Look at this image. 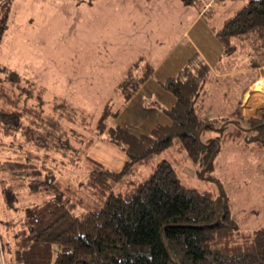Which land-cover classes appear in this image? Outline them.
<instances>
[{
    "label": "trees",
    "instance_id": "1",
    "mask_svg": "<svg viewBox=\"0 0 264 264\" xmlns=\"http://www.w3.org/2000/svg\"><path fill=\"white\" fill-rule=\"evenodd\" d=\"M183 1L193 4L195 0ZM9 11L8 5L0 6V47L9 33ZM215 37L223 55H231L237 46H248L264 62V0H245L223 21ZM252 67L257 64L252 63ZM149 70L150 66L140 60L132 62L107 91L93 119L94 135L120 148L125 156L118 170L86 155L91 142L79 138L75 125L84 130L89 116L74 104L53 105L49 112L26 107L0 110L1 134L10 137L18 133L26 147L41 154L44 164L55 161V154L72 150L83 155L87 165L83 195L56 181L44 165L40 168L42 177L32 163L36 156L30 152L22 162L3 166L16 173V181L30 171L26 179L34 185L31 189L20 183L14 190L7 183L1 191L11 214L8 229L0 220V237L9 241L2 244L7 263L264 264V228L241 232L222 191L218 199L209 192L186 189L168 161L154 164L157 155L175 146L202 169L209 162L204 175L212 168L220 141L242 140L243 132L252 131L247 141L264 149V113L244 119L233 109L223 117H205L204 99L211 76L204 63L192 57L175 77L161 83L174 98L173 106L162 110L169 124L156 125L148 134L133 135L113 122L147 79ZM1 74L9 83L19 78L0 61ZM24 116L28 117L26 123ZM207 132L218 136L203 142ZM71 140L81 148L72 149ZM139 167L150 169V173L135 182L131 176ZM213 182L218 184L216 179ZM25 185L26 196L37 197L35 202L27 199L22 205L19 198ZM121 186L127 191H115Z\"/></svg>",
    "mask_w": 264,
    "mask_h": 264
},
{
    "label": "rangeland",
    "instance_id": "2",
    "mask_svg": "<svg viewBox=\"0 0 264 264\" xmlns=\"http://www.w3.org/2000/svg\"><path fill=\"white\" fill-rule=\"evenodd\" d=\"M225 2L224 18H228L245 0H217L212 9ZM178 3V0H0V6L10 7L9 33L0 47V61L19 75L11 83L3 81L4 75H0V110L26 107L49 112L53 105L74 104L89 116L84 130L78 123L75 125L81 133L79 138L91 142L86 155L109 169L118 170L125 156L120 148L94 135L93 119L111 86L132 62L147 52L146 46L151 40L145 38L147 30L152 31L154 25L161 23H176V18L178 21L181 18L177 13H156L151 9L169 4L167 8H188L191 15L194 13V8L183 4L180 7ZM131 31L133 41L129 36ZM252 63L257 67L253 68ZM220 64L228 67L231 75L226 80L208 83L203 115L223 117L236 109L244 119L258 118L264 113L263 60L248 46H237L231 55H222ZM145 100L144 108L146 103L151 108ZM135 113L129 101L114 123L141 133L140 120L145 117L140 111ZM27 118L23 117V123ZM154 124L145 121L142 128L147 132ZM1 131L0 125V220L7 229L11 214L1 198L3 186L8 183L17 190L20 183H27L31 189L34 185L26 179L30 171H26L27 177L16 181L13 177L16 173L12 175L3 166L22 162L27 152L36 156L32 163L42 177L44 171L40 168L44 165L60 184L84 194L81 186L87 165L78 151L55 154V161L44 164L41 154L26 147L18 133L5 137ZM251 132H243L242 140L220 141L212 168L204 175L201 165L190 162L175 146L157 155L154 164L168 161L180 185L186 189L209 192L214 198H218V190L222 191L241 232L249 233L264 228V149H256V144L247 141ZM216 136L218 133L207 132L201 140L206 142ZM70 145L72 149L81 148L72 140ZM148 173L150 169L139 167L131 179L137 182ZM28 187L24 186L19 198L22 205L27 199L36 200V194L26 196ZM115 191L124 193L127 188L116 187ZM4 242L9 241L0 237V264L7 263L2 248Z\"/></svg>",
    "mask_w": 264,
    "mask_h": 264
},
{
    "label": "crops",
    "instance_id": "3",
    "mask_svg": "<svg viewBox=\"0 0 264 264\" xmlns=\"http://www.w3.org/2000/svg\"><path fill=\"white\" fill-rule=\"evenodd\" d=\"M216 1L195 0L193 4H187L183 0H178L180 7L183 4L194 8L192 15L188 8H177L174 6L167 8L169 4L151 9L156 13L160 11L162 13H177L181 15V18L178 21L177 17L176 23L169 25L161 23L160 25H154L152 31L150 29L147 30L145 38H151L146 46L148 47L147 52L136 60L148 64L150 70L147 79L130 100L133 111L136 110V113L140 111L142 113L141 116L145 117V119L143 121L140 120L139 130L141 129V133L136 134L126 128L133 135L148 134L156 125L164 126L169 124V120L162 113V110H169L174 104V98L161 88V83L165 79L175 77L192 57H197L208 68L211 76L210 81L216 82L217 80H226L230 77L231 74L227 70L228 67H223L220 64L223 53L215 37V31L227 19L224 18L227 2L220 4L216 9H212ZM129 36L133 37L132 31ZM253 85L255 86V84ZM144 98L146 99L145 101L149 102L148 104L151 105V108L147 103L146 108H144ZM148 108L150 109L148 110ZM150 110L152 111L149 112ZM205 117L210 116L205 115ZM145 121L155 123L147 132L142 128L145 126Z\"/></svg>",
    "mask_w": 264,
    "mask_h": 264
},
{
    "label": "water",
    "instance_id": "4",
    "mask_svg": "<svg viewBox=\"0 0 264 264\" xmlns=\"http://www.w3.org/2000/svg\"><path fill=\"white\" fill-rule=\"evenodd\" d=\"M208 165H209V162L207 163L206 167H207ZM206 167L203 169L202 174L204 173ZM202 174H201V176H202ZM219 198H220V191L218 190V199H219ZM218 199H217V200H218ZM216 202H218V201H216Z\"/></svg>",
    "mask_w": 264,
    "mask_h": 264
}]
</instances>
